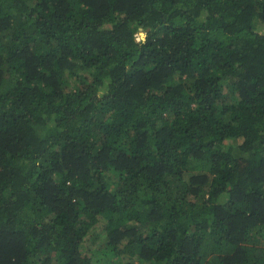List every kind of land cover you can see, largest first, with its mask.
Listing matches in <instances>:
<instances>
[{
  "label": "trees",
  "instance_id": "trees-1",
  "mask_svg": "<svg viewBox=\"0 0 264 264\" xmlns=\"http://www.w3.org/2000/svg\"><path fill=\"white\" fill-rule=\"evenodd\" d=\"M0 264H264V0H0Z\"/></svg>",
  "mask_w": 264,
  "mask_h": 264
},
{
  "label": "rangeland",
  "instance_id": "rangeland-1",
  "mask_svg": "<svg viewBox=\"0 0 264 264\" xmlns=\"http://www.w3.org/2000/svg\"><path fill=\"white\" fill-rule=\"evenodd\" d=\"M145 36V31L144 30H140L139 33H137V40H140L141 38H143ZM95 231L98 232V234H100V237H103L105 236V233H104V229H103V224L102 223H98L96 226H95ZM100 244V243H99ZM97 245L98 248L100 247V245ZM96 246H93V248H95Z\"/></svg>",
  "mask_w": 264,
  "mask_h": 264
}]
</instances>
